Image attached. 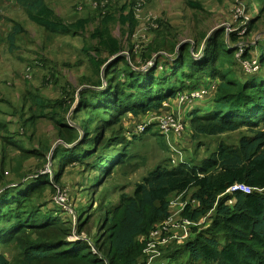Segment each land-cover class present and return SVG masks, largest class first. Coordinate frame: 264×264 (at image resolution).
I'll list each match as a JSON object with an SVG mask.
<instances>
[{
	"label": "trees",
	"instance_id": "16d2710c",
	"mask_svg": "<svg viewBox=\"0 0 264 264\" xmlns=\"http://www.w3.org/2000/svg\"><path fill=\"white\" fill-rule=\"evenodd\" d=\"M182 1L194 12L203 11L202 0ZM247 1L234 2L236 29L192 30V40L176 50L181 40L178 29L159 19L153 20L155 27L149 21L152 31L146 43L136 46L130 41L138 26L134 1L98 3L93 14L68 21L46 0H15L45 33L80 37V52L92 75L78 88H63L60 97L34 96L25 118L12 113L16 134L24 133L26 121L31 129L37 118L54 121L58 141L48 171L21 173L24 160L45 162L48 147L42 140L29 144L27 137L26 146L22 139L12 138L6 126L10 120H0V264H145L143 249L150 232L172 216L170 197L182 194L191 202L174 219L195 223L210 214L209 223L189 225L187 236L161 246V255L152 264H264V34L260 40L245 38L251 32L263 33L264 0ZM7 2L0 0V23ZM237 9L243 16H237ZM13 24L7 35L9 51L22 32L20 22ZM115 24L121 37L127 35L126 45L112 33ZM211 83L212 102L186 113L189 146L194 143L195 155L204 147L201 161L193 162L192 156L174 164L169 157L135 182L131 191L115 181L107 183L114 170L124 172L132 165L124 117L161 113L180 92ZM228 133L236 135L215 138ZM9 154L17 156L12 166ZM68 165L99 172L90 182L95 206L92 201L78 206L81 202L75 204L68 195L77 222L55 199ZM7 166L14 179L7 180ZM234 184L251 191L227 193ZM101 205L98 215L95 211Z\"/></svg>",
	"mask_w": 264,
	"mask_h": 264
},
{
	"label": "rangeland",
	"instance_id": "374dc122",
	"mask_svg": "<svg viewBox=\"0 0 264 264\" xmlns=\"http://www.w3.org/2000/svg\"><path fill=\"white\" fill-rule=\"evenodd\" d=\"M46 1L68 21L86 14H93L98 3H102L101 5L104 6L108 2L113 5H120L134 1L132 7L138 19V26L132 34L130 41L134 42L136 46L149 40L152 31L149 27V21L151 20L152 27H155L154 19H159L164 24L171 23L175 29H178L181 40L176 50L181 43L192 40L190 38L192 30L199 28L200 30L207 29L210 33L217 28H225L228 31L236 29L239 26L238 20L233 15L234 2H238L239 0H202L203 11L196 12L185 6L182 0ZM244 1L248 2L247 0ZM2 12L5 18L0 23V120L6 121L9 119L10 122L6 126L9 131L13 132L12 138L22 139L26 146L36 144L42 140L41 142H44L48 147V150L44 154V157H46L45 162L42 158L24 160V165L20 170L21 173H32L35 170L48 171L49 166L51 167L52 165L51 156L58 141L54 121L48 117L37 118L36 127L33 129L28 126L26 121L25 125L22 124L24 133L20 130L21 134H16L15 130H17L18 126L14 123L15 117L12 113L17 111L18 115L22 113L23 118L27 117L25 114L28 111H25V109L27 110V106L32 102L31 100L34 99V96L42 97L46 100L60 97L63 88H78L79 82L81 83L82 79L90 77L92 71L85 56L80 52L82 44L80 37H75L71 34L54 36L45 33L42 28L35 26L27 19L24 11L15 0L7 2ZM236 13L238 14L239 11L236 10ZM13 22H20L22 24V32L15 38L13 49L9 51L10 45L7 35L14 26ZM262 31L263 33L251 32L245 38L248 37L252 41L260 40V37L264 34V30ZM112 33L126 45L128 37L127 35L121 37L119 24L114 25ZM123 53L129 58L127 50L123 51ZM164 53L160 51L158 54ZM197 58H199V55H197ZM148 66L149 62L148 64H143L141 68L146 69ZM214 87L215 84L211 83L208 85V88L199 86L194 89L184 90L185 92H180L175 99L166 102L164 105L165 110L161 113L157 114L153 111L139 117H132L131 115L124 117L123 132L125 139L131 140L130 154L133 156L132 165L126 168L125 171H128L126 174L124 173L125 171L122 172L123 168L114 170L107 183L115 181L118 186L123 185L125 190L131 191L135 182L140 181L142 176L146 175L156 165L164 164V160L169 159V157H172V163L174 164L182 160L187 161L186 158L191 159L192 156L196 157L193 162L198 163L201 161L205 157L204 147L197 149V154L195 155L193 153L194 143L192 141V145L189 146L188 136L190 133L188 134L186 113L194 107L201 105L204 107L208 106L206 103L212 102ZM196 90L203 91L202 97L194 98L191 96L192 92ZM208 92H210V95H207ZM64 98L67 102L69 101L68 96ZM35 107L34 105L32 109H35ZM183 109L188 110L186 112ZM70 113L71 111L68 115ZM167 116H171L181 124V128L178 131L161 132L158 124L161 118ZM142 127L143 129L140 131ZM235 135L236 133L221 134L215 138L221 140L229 137L228 139H230ZM26 137L29 144L26 141ZM31 139H33L32 143H30ZM10 150H14V147L11 146ZM9 155L12 158L10 163L12 166L15 164L14 158L17 156ZM76 168L71 165L65 167L59 185L63 188L62 190L58 188L56 195L57 197L59 194H65V196L64 194L61 196L65 197V210L72 215L73 222H77L78 216L76 209L71 205L72 199L68 196L69 193L74 198L75 204L76 202H81L78 206L89 204L93 199L90 194L94 190L93 185H90L91 179L97 180V176H99V172H96L95 169L92 173L91 171L89 173L78 169V166ZM5 169L6 176H9L7 180L14 179V176L10 173V166H7ZM84 187L88 188V192L83 189ZM97 197L98 195L96 194L97 204H99L100 197ZM115 198L116 196L111 197V199ZM175 200L183 205L190 201L189 197L183 194L179 196L172 195L170 197L172 216L175 215L178 207V204L172 203ZM93 202L92 205L95 206ZM192 203L195 205V202ZM50 206L51 204L47 208ZM76 208L78 209V207ZM102 208L103 205L100 206L99 211L95 212L100 215ZM209 216L210 214H207L194 224L200 227L209 223ZM92 230H95V224H92ZM74 238L75 236L70 237L71 240H74ZM161 246L164 245H157L160 255ZM144 254L147 255L146 253ZM160 255L153 262L158 261Z\"/></svg>",
	"mask_w": 264,
	"mask_h": 264
},
{
	"label": "built area",
	"instance_id": "2783aa9c",
	"mask_svg": "<svg viewBox=\"0 0 264 264\" xmlns=\"http://www.w3.org/2000/svg\"><path fill=\"white\" fill-rule=\"evenodd\" d=\"M237 10L239 11L237 16H243V10L242 9H237ZM246 66H247V69H250L248 65ZM256 69H257V66H253L252 70H256ZM202 94H203L202 90H196L192 92L191 96L194 98H200L202 97ZM158 127L162 133H168L170 130L178 131L181 128V124L175 119H173L171 116H167V117L160 119ZM142 129L143 127L140 128V131H142ZM234 191H242V192L248 193L251 190H250V187L244 184H234L226 190L227 193H231ZM62 194H59L56 197V201L58 204L66 206L65 200H64L65 197H62L61 196ZM172 203L175 205L178 204V207L175 213L176 215L183 209L184 205L180 202H177L176 200ZM175 215L171 216L167 221L160 224L158 227H156L150 232L149 237H148V243L143 250V252L147 254V261L145 264H152L154 259L160 255V252L157 249V245H165L170 240L175 239V238H178V239L185 238L188 234V226L195 225L194 222H190L185 219L175 220L174 219ZM179 230H181L182 232L178 233ZM74 239H76V237Z\"/></svg>",
	"mask_w": 264,
	"mask_h": 264
},
{
	"label": "crops",
	"instance_id": "0c3cea01",
	"mask_svg": "<svg viewBox=\"0 0 264 264\" xmlns=\"http://www.w3.org/2000/svg\"><path fill=\"white\" fill-rule=\"evenodd\" d=\"M207 95H210V92L207 93ZM184 104H187V103H184ZM208 105V103H206ZM185 107V106H184ZM193 107V106H192ZM184 111L187 112L188 109H183Z\"/></svg>",
	"mask_w": 264,
	"mask_h": 264
}]
</instances>
